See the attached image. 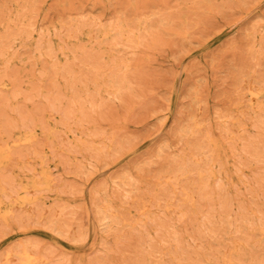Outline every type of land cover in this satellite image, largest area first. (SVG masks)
<instances>
[{"label": "rangeland", "instance_id": "obj_1", "mask_svg": "<svg viewBox=\"0 0 264 264\" xmlns=\"http://www.w3.org/2000/svg\"><path fill=\"white\" fill-rule=\"evenodd\" d=\"M0 264H264V0H0Z\"/></svg>", "mask_w": 264, "mask_h": 264}]
</instances>
